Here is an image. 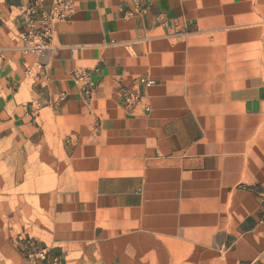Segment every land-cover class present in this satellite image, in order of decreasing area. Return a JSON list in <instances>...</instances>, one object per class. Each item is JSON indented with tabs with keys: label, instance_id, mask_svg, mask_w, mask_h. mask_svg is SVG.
<instances>
[{
	"label": "crops",
	"instance_id": "0c3cea01",
	"mask_svg": "<svg viewBox=\"0 0 264 264\" xmlns=\"http://www.w3.org/2000/svg\"><path fill=\"white\" fill-rule=\"evenodd\" d=\"M73 1L37 55L25 2L0 0V195L35 224L49 253L37 264L255 262L264 0ZM41 157L54 190L38 213L9 191V172Z\"/></svg>",
	"mask_w": 264,
	"mask_h": 264
},
{
	"label": "rangeland",
	"instance_id": "374dc122",
	"mask_svg": "<svg viewBox=\"0 0 264 264\" xmlns=\"http://www.w3.org/2000/svg\"><path fill=\"white\" fill-rule=\"evenodd\" d=\"M4 159L9 160L10 166H16L15 157L9 156ZM27 164L23 163V168H26ZM31 167L34 168L33 165ZM6 173L3 172L2 175ZM9 174L13 180V187L9 191L12 190L17 197H22L31 212L44 211L54 189L50 185L51 175L45 171L43 158L38 159L36 170L10 171ZM7 193L0 195V264H26L25 261L29 260L28 255L32 252L31 245L35 243L34 248H42L43 243L35 241L34 223L30 224L31 221H24L21 218L16 219L12 211H7L14 206L10 204Z\"/></svg>",
	"mask_w": 264,
	"mask_h": 264
},
{
	"label": "built area",
	"instance_id": "2783aa9c",
	"mask_svg": "<svg viewBox=\"0 0 264 264\" xmlns=\"http://www.w3.org/2000/svg\"><path fill=\"white\" fill-rule=\"evenodd\" d=\"M23 17L27 26L26 40L30 45L32 53L42 55L50 48V42L53 34V26L60 22H65L75 13L76 7L73 0H50L49 10L45 9L44 0H23ZM41 25V33H37L35 26ZM78 82H84L88 89L86 94L90 95L92 83L89 81L88 73H80L75 76ZM140 85L150 87L154 82L140 79ZM126 102L136 101L137 97L127 94ZM264 222V221H263ZM34 246H32L33 248ZM28 255L31 264H37V261L44 262L48 258V251L42 248H34ZM251 264H264V255Z\"/></svg>",
	"mask_w": 264,
	"mask_h": 264
}]
</instances>
